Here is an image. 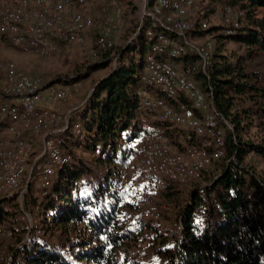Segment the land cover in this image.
I'll use <instances>...</instances> for the list:
<instances>
[{
  "label": "trees",
  "instance_id": "trees-1",
  "mask_svg": "<svg viewBox=\"0 0 264 264\" xmlns=\"http://www.w3.org/2000/svg\"><path fill=\"white\" fill-rule=\"evenodd\" d=\"M218 1L240 7L247 17L264 9V0ZM151 28L146 18L134 40L120 48L117 56L96 45L99 56L90 72L109 67L114 59L120 63L97 82L61 135L62 148L73 156L72 161L57 171L45 196L38 197L30 185L33 225L26 221L16 199L1 200L0 229L5 227L11 235L0 240V264H145L124 248L143 231L155 229L151 221L138 222L141 206L122 179L138 151L142 156L140 139L146 126L158 124L141 110L138 95L143 63L137 54L150 49L146 33ZM214 32L220 29L198 31L194 37ZM168 36L178 40L174 34ZM217 37L222 45L213 53L210 78L200 73L196 79L208 96L212 93L218 112L234 131L225 126V157L196 182L197 188L203 183L207 186L194 190L190 203L180 211V239L156 251L165 254L170 264H264V172L248 160L250 156L264 160V138L244 139L247 130L241 126L239 112L233 113L235 96L254 101L264 98V89L251 83L258 75L245 73L239 55L225 47L232 42L264 54V21L252 20L233 35ZM85 78L78 76L71 83ZM78 119L85 121L81 135L73 130ZM35 157L33 153L31 164ZM173 184L164 190L174 192ZM159 237L167 244L166 236L154 238Z\"/></svg>",
  "mask_w": 264,
  "mask_h": 264
},
{
  "label": "built area",
  "instance_id": "built-area-1",
  "mask_svg": "<svg viewBox=\"0 0 264 264\" xmlns=\"http://www.w3.org/2000/svg\"><path fill=\"white\" fill-rule=\"evenodd\" d=\"M98 1L0 0V37L40 58L58 56L64 46L86 42L95 26L87 9ZM196 2L153 0L145 11L152 28L146 33L150 49L137 54L138 62L143 63L138 95L141 110L158 124L146 126L140 139L143 168L129 174L128 189L148 221L161 218L154 199L169 183L192 185L225 157V126L233 130L218 112L212 93L209 97L196 79L200 73L210 78L216 49L213 34L206 35L202 43L188 37L211 28L206 19L190 18ZM221 18L223 32L233 35L244 25L247 14L240 7L225 5ZM120 34L113 21L106 22L99 29V49L114 50ZM93 56L97 58L99 53L95 51ZM184 57H195L198 65L179 63ZM70 98L65 88L47 86L41 74L31 75L13 62L0 61V198H23L30 185L38 197L45 196L57 171L72 161L73 156L62 148L61 137L72 111L63 115L53 107ZM73 130L83 134V124L78 122ZM39 139L41 152L27 176ZM10 235L0 229V238Z\"/></svg>",
  "mask_w": 264,
  "mask_h": 264
},
{
  "label": "rangeland",
  "instance_id": "rangeland-1",
  "mask_svg": "<svg viewBox=\"0 0 264 264\" xmlns=\"http://www.w3.org/2000/svg\"><path fill=\"white\" fill-rule=\"evenodd\" d=\"M150 0H100L90 6L89 10L95 19V26L88 32L86 42L82 45H66L63 47L60 55L44 59L38 57L33 53H25L17 46L11 44L6 39L0 37V61H10L15 63L24 72L34 75L41 74L47 86L63 87L65 88L71 98L64 103H57L53 105L60 114H66L67 110L72 106H77L78 110L82 107V103L86 97L93 91L95 85L99 80L104 78L110 71L116 68V63L119 60L114 59L111 65L105 69H100L95 72H90V68L95 65L98 58L93 56L96 51L97 40L99 36V29L108 21H113L120 29V35L116 36V47L111 55H118V50L134 40L138 28L145 22V11L148 8ZM225 6L224 2L218 0H197L196 7L192 11L190 18L192 20L206 19L212 28L220 29V33L214 32L213 36L223 34L224 27L222 26V9ZM245 24L251 23L252 20L264 21V9H258L247 17ZM195 35L188 36L193 42L202 43L204 37H194ZM188 39V38H186ZM195 39V40H193ZM216 42V50L220 49L221 45L219 38L214 39ZM225 47L229 51H235L236 54L242 59V65L245 68V73L250 75L257 74L251 78V83L264 89V54H255L249 47L241 46L232 42L226 43ZM116 61V63H115ZM179 63L186 66L191 64L198 65V61L182 58ZM85 75L86 78L78 83H71L72 80L78 76ZM204 82V81H203ZM201 86V81L198 79ZM202 87V86H201ZM92 93V92H91ZM229 96L233 94H228ZM235 96V95H234ZM243 98V99H241ZM235 105L233 113L239 112L240 123L247 131L243 134L244 139H262L264 138V98H256L254 101L244 99V96H235ZM79 106V107H78ZM62 108V111L58 110ZM73 110V112H74ZM74 114V113H73ZM81 123L85 122L78 119ZM230 123V122H229ZM232 126V124L230 123ZM226 129V134H227ZM234 131V128H233ZM41 152L40 139L35 144L34 153L39 155ZM78 153L83 154L82 150ZM259 172H264V160L260 157L250 156L248 159ZM143 161L141 153L135 155L130 162L127 170H123L122 184L127 188L129 184V174L133 171H142ZM32 164L29 165L28 175H30ZM218 172H215V175ZM175 186L174 192L169 193L167 190L159 192L154 199V208L161 214V218L157 221H151L154 231L145 230L140 234V238L132 241L125 247L124 251L136 256L140 261L145 264H170L169 259L165 254L156 253L158 250L170 248L180 239L181 229V209L189 202L192 192L195 190L201 191L206 187V183L201 184L200 188L198 183L192 185ZM29 193V187H28ZM28 193L23 198L13 196L9 199H16V204L19 205L20 210L25 214L26 221L31 226L33 225L34 216L31 215V205L28 201ZM6 198H0L5 200ZM29 202V203H28ZM138 217V216H137ZM138 222L147 223L140 215ZM2 228V227H1ZM9 233L10 231L5 227L2 228ZM155 236H166L168 239L167 244H163L162 237L155 239ZM3 237L0 238V240Z\"/></svg>",
  "mask_w": 264,
  "mask_h": 264
},
{
  "label": "crops",
  "instance_id": "crops-1",
  "mask_svg": "<svg viewBox=\"0 0 264 264\" xmlns=\"http://www.w3.org/2000/svg\"><path fill=\"white\" fill-rule=\"evenodd\" d=\"M91 92H92V91H90V93H89L88 96L86 97L85 101L82 103V106L84 105V103L86 102V100L88 99V97L90 96ZM78 107H79V106H78ZM54 109L57 110L55 107H54ZM74 109H77V106H76V105H75V106H72L71 108H69V109L67 110V112H66L65 115H68L70 111H72V115H73V110H74ZM58 110H59V111H62V108H61V107H58ZM75 111H76V110H74V112H75ZM63 115H64V114H63Z\"/></svg>",
  "mask_w": 264,
  "mask_h": 264
},
{
  "label": "water",
  "instance_id": "water-1",
  "mask_svg": "<svg viewBox=\"0 0 264 264\" xmlns=\"http://www.w3.org/2000/svg\"><path fill=\"white\" fill-rule=\"evenodd\" d=\"M93 90H94V89H93ZM92 92H93V91H92ZM91 94H92V93H91ZM91 94H90V95H91ZM89 97H90V96H89ZM89 97H88V98H89ZM86 101H87V100H86Z\"/></svg>",
  "mask_w": 264,
  "mask_h": 264
}]
</instances>
